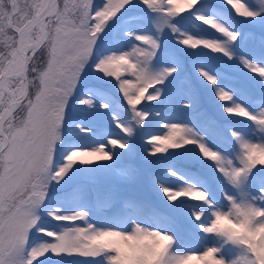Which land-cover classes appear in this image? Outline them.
I'll return each mask as SVG.
<instances>
[{
  "label": "snow or ice",
  "instance_id": "obj_1",
  "mask_svg": "<svg viewBox=\"0 0 264 264\" xmlns=\"http://www.w3.org/2000/svg\"><path fill=\"white\" fill-rule=\"evenodd\" d=\"M0 264H264V0H0Z\"/></svg>",
  "mask_w": 264,
  "mask_h": 264
},
{
  "label": "rangeland",
  "instance_id": "obj_2",
  "mask_svg": "<svg viewBox=\"0 0 264 264\" xmlns=\"http://www.w3.org/2000/svg\"><path fill=\"white\" fill-rule=\"evenodd\" d=\"M118 131V130H117ZM161 131H164L163 129H161Z\"/></svg>",
  "mask_w": 264,
  "mask_h": 264
}]
</instances>
